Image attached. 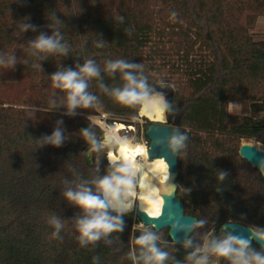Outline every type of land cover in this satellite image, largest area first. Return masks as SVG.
Returning <instances> with one entry per match:
<instances>
[{"label": "trees", "instance_id": "trees-1", "mask_svg": "<svg viewBox=\"0 0 264 264\" xmlns=\"http://www.w3.org/2000/svg\"><path fill=\"white\" fill-rule=\"evenodd\" d=\"M261 18L264 0H0V264H196L224 224L264 235V178L239 154L243 142L264 145V41L253 35ZM42 34H56L67 51L33 49ZM87 61L97 76L80 72ZM117 61L134 67L108 68ZM67 70L85 81L89 106L70 109L69 90L55 86L53 75ZM127 72L149 93L177 87L172 126L186 137L177 196L197 220L184 246L167 229L138 230L109 209L121 228L81 243L77 221L86 212L65 196L87 190L102 199L104 178L86 153L100 147L104 131L91 117L139 129L141 105L115 94L132 87ZM56 129L60 146L45 143ZM107 167L130 176L120 162ZM147 233L156 239L139 244ZM255 254L264 257L252 244L243 258L257 264ZM240 258L219 254L218 264Z\"/></svg>", "mask_w": 264, "mask_h": 264}, {"label": "clouds", "instance_id": "clouds-1", "mask_svg": "<svg viewBox=\"0 0 264 264\" xmlns=\"http://www.w3.org/2000/svg\"><path fill=\"white\" fill-rule=\"evenodd\" d=\"M28 27L27 25L25 26ZM33 49H36L41 52H66L67 49L65 46L61 45L56 34L51 37L40 35L34 40L31 44ZM134 66L125 64L123 61H117L115 63H109L108 68L111 70L116 69H129ZM80 72L86 74L89 77L97 76L98 69L95 67L92 61H87ZM125 78L130 82L131 85L135 87H130L126 85L123 89L116 90L117 98L125 103L135 102L141 98V93L136 91V88L145 89L146 84L144 81L137 82L136 78L127 72ZM55 82L56 87H62L69 90L68 101L69 108L74 109L78 105H83L87 107L90 105L94 97L89 96L85 93L87 87L85 81L80 77V73L67 70L64 72H57L52 77ZM166 107V106H165ZM87 135V133H86ZM186 139L184 136H174L172 137L171 144L174 149H178L183 146V141ZM63 137L62 132L59 129L53 131L51 136L44 137L45 143H51L55 146H60L62 143ZM119 171L128 173L129 169L123 167ZM223 178V173L221 174ZM100 190L103 193L104 199H100L99 196L93 195L87 190L84 191H68L65 193L66 198L74 202L77 206L84 209L86 216L77 221L78 229L81 233V243L87 241H96L104 233H109L121 228V221L118 217H110L107 214V209L109 207L117 211H123L126 205L121 199L122 194L127 195L128 190L124 186H128L130 189L132 180L129 176H110L105 177L99 182ZM52 223L55 225L56 229L59 230L61 224L58 220L53 219ZM260 235L261 239H264V235ZM156 237L151 233H147L139 238L137 241L139 244L147 245L150 241H154ZM231 241H227L223 244L217 245L215 251L220 255L229 256L233 254V249L230 247ZM241 249L236 252L238 257H245L244 248L247 247V244L241 241ZM151 252L155 254L154 258L157 261H163L166 257V253L160 252L155 248L154 245L151 246ZM152 257H149L151 259ZM252 259H254L257 264H264V257L259 254H255ZM197 264H204V260H200ZM233 264H249V259L243 258L239 260H234Z\"/></svg>", "mask_w": 264, "mask_h": 264}, {"label": "water", "instance_id": "water-1", "mask_svg": "<svg viewBox=\"0 0 264 264\" xmlns=\"http://www.w3.org/2000/svg\"><path fill=\"white\" fill-rule=\"evenodd\" d=\"M137 82L141 81L136 78ZM132 87H135L132 85ZM141 93V98L137 104L141 105L149 97H161L165 103V122L155 123L149 120L150 125L146 131V136L150 143L148 145V156L150 161L164 160L168 166L171 179L174 182L175 190L165 197L161 215L158 218H151L145 212L136 209V217L146 228H152L156 233L169 230V240L176 245H186L197 220L196 218L184 215V205L177 196L178 185L176 180L179 177V153L182 147L174 149L171 140L174 136H183V132L172 126L173 116L171 108L174 101L175 91L168 85H156L149 93L145 89L136 88ZM116 152V151H114ZM243 160L248 162L253 168L260 171L264 178V150L256 146L243 142L239 151ZM86 162L89 167H94L92 151H87ZM130 177V176H129ZM135 187L138 186L137 180H132ZM102 196V193H101ZM125 221H132L130 213L118 214ZM229 236L234 244V251L241 249V241L247 244L244 252L252 245L256 244L264 251V239L250 227H245L237 223L224 224L221 229Z\"/></svg>", "mask_w": 264, "mask_h": 264}, {"label": "bare ground", "instance_id": "bare-ground-1", "mask_svg": "<svg viewBox=\"0 0 264 264\" xmlns=\"http://www.w3.org/2000/svg\"><path fill=\"white\" fill-rule=\"evenodd\" d=\"M140 118H146L155 123L165 122V103L161 97H150L141 104L139 112ZM104 130V144L111 145L117 143V150L109 151L107 161L115 166L123 162L130 170V179H136L138 186L133 182L127 195L121 196L126 207L123 211H117L109 207L108 209L116 214H127L134 208L145 212L151 218H158L161 215L164 199L175 190V185L170 177L168 166L164 160L150 161L148 148L142 143L133 139L125 138L121 135L126 130L125 125L117 124L115 127H107L100 123ZM132 130L131 128H129ZM102 199H104L102 193Z\"/></svg>", "mask_w": 264, "mask_h": 264}, {"label": "rangeland", "instance_id": "rangeland-1", "mask_svg": "<svg viewBox=\"0 0 264 264\" xmlns=\"http://www.w3.org/2000/svg\"><path fill=\"white\" fill-rule=\"evenodd\" d=\"M253 35H254L255 40L264 41V18L259 19V21L256 25V28L253 31ZM161 85H167V84L164 83ZM171 87L174 89V91H176V89H177L176 86H171ZM239 111H240V106L238 104H233L230 106V113L234 114V113H238ZM90 120L98 126H100V123H102V124L104 123L103 117H91ZM134 122L139 125V129L134 128L133 130H130L129 127L125 126L126 130H123L121 132V135L125 138L133 139L136 142L142 143L145 146H147V148H148V144H147V141L144 137V134H145V130H146V124L149 122V120L146 118H140V116H139L137 119H135ZM115 125H117V123H115L113 125V127H115ZM104 135H105V132H104ZM104 140H105V138L103 137V142L101 143L100 147L98 149L92 151V159H93L94 167L97 169V171L101 174V176L103 178L110 177V176H116V171L111 170L107 167V165L113 166V165H110L108 163L107 154L109 151L113 150L114 145H117V143H115V142H112L111 145H109V146L105 145ZM245 143H250V144L256 146L257 148L264 150V145H262L260 143H254V142H245ZM120 163L124 164L123 162H120ZM128 213L131 214L132 221L134 223H139V224H135V228H137L138 230H143V231H146L148 229V228L144 227L140 223L138 218L136 217V208H134L133 210H131ZM227 241H231V239L229 238V236L227 234H225L221 230L217 233V235H215V237L206 238L205 243H204V247H203V251H202L203 254H202L200 260H204V264H218L219 253L215 251V248L217 245L223 244ZM230 247L234 251V244L232 243V241H231Z\"/></svg>", "mask_w": 264, "mask_h": 264}, {"label": "built area", "instance_id": "built-area-1", "mask_svg": "<svg viewBox=\"0 0 264 264\" xmlns=\"http://www.w3.org/2000/svg\"><path fill=\"white\" fill-rule=\"evenodd\" d=\"M102 117H103V121H104L103 124H104L105 126H107V127H110V126H108V124L106 123L107 116L104 115V116H102ZM99 127L101 128V126H99ZM129 128H131L132 130L134 129V128H132V127H129ZM101 129H102V128H101ZM102 130H103V129H102ZM103 131H104V130H103Z\"/></svg>", "mask_w": 264, "mask_h": 264}]
</instances>
